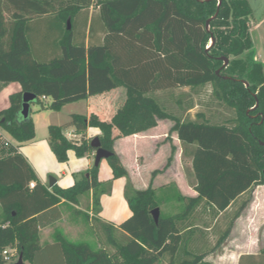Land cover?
Returning <instances> with one entry per match:
<instances>
[{"label": "trees", "instance_id": "16d2710c", "mask_svg": "<svg viewBox=\"0 0 264 264\" xmlns=\"http://www.w3.org/2000/svg\"><path fill=\"white\" fill-rule=\"evenodd\" d=\"M92 2L0 0V81L21 86L9 95V107L0 111V127L17 143L34 138L30 116L18 117L24 92L36 96L40 109L58 111L67 103L119 87L133 89L143 98L141 104L149 112L146 118L134 115L129 126L114 134L112 123L73 113L67 123L47 128L55 158L66 162L70 150L77 157L95 152L91 138L84 134L88 126H95L101 147L112 152L106 161L113 178L125 177L114 140L154 126L156 119H171L183 155L191 158L197 195L179 194L182 210L159 213L155 221L151 210L159 204L154 189L126 187L130 216L116 228H105L115 242L114 252L69 241L61 233L52 244L41 245L40 228L59 218L58 214L49 216L48 210L62 199L76 204L90 190L92 207L97 210L109 182L98 179L99 166L93 165L72 185L54 184L49 189L8 143V153L0 158V264H15L4 259L5 249L22 254V264L45 263L41 260L46 254L55 255L58 264L62 257L66 264H157L162 259L166 264H208L205 257L227 237L253 189L264 185V65L255 59L249 1L97 0L107 33L102 44L85 45L84 40L76 42L80 32L73 20ZM52 14L63 21L60 53L39 58L27 37L29 22ZM223 58L228 59L225 65ZM208 84L212 97L231 114H220L215 120L202 110L194 118L185 115L194 101L190 93L174 95V91L188 87L196 95ZM45 97L50 98L47 105L41 99ZM178 102L184 106L177 114L174 104ZM68 126L83 133L80 140L64 135ZM246 194L216 242L203 243L199 249L200 239L209 231L205 229L212 231L219 213H226ZM263 253L241 255L238 264L243 258H250L246 264H264Z\"/></svg>", "mask_w": 264, "mask_h": 264}, {"label": "crops", "instance_id": "0c3cea01", "mask_svg": "<svg viewBox=\"0 0 264 264\" xmlns=\"http://www.w3.org/2000/svg\"><path fill=\"white\" fill-rule=\"evenodd\" d=\"M96 1L97 0H93L89 7L81 9L74 17L73 25L77 32L81 33V35L79 33L76 42L84 40L85 45L103 43L107 29L100 18L99 5L96 4ZM261 21H259V23ZM41 24H47V27L53 32V36L51 43L48 44L47 47H35L37 56L39 58H49L58 55L60 53L58 40L61 29L63 28V21L55 14H52L43 15L29 22V26L31 27L32 25V30L34 27L36 28L37 25ZM258 24H254V28H256ZM250 31H252V26H250ZM257 40L258 42L260 41L259 35ZM39 48L41 50H39ZM254 53L255 59L264 65V51L261 45L258 44V46H256L255 43ZM120 88L121 87L117 89ZM20 89L21 86L18 82L4 83L0 81V111L9 107V95ZM117 89L63 105L61 109L56 112L67 107L75 106V108L69 111L65 122L59 125L67 123L73 113L86 115L87 119L94 118L96 121L103 123H112L111 114L116 112L115 110L118 106L116 99L112 95H114ZM180 91L190 93L189 95H191L194 105L185 112V115L188 114L190 117L194 118L195 114H193V109L198 106L194 98L195 93L190 92L188 87H183L181 89H176L174 95H180ZM41 99L44 105L50 102V98L48 97ZM187 100H190V97H187ZM34 104L36 103L33 102L30 104L29 112V116L34 124V138L24 143H17L2 127H0V158L8 153L9 147L4 146V143L8 142L16 152L24 157L43 185L51 189L48 181L50 177H53L58 187H68L73 184L76 178L81 176L84 172H87V170L93 166L94 154L90 152L82 157H77L74 152L70 150L68 151V160L66 162H58L48 144L47 128L51 123L42 116V114L54 110L34 109ZM78 104H82V108H76ZM183 106V102L175 103V112H181ZM35 113H39L41 119H39L42 125L40 137L37 133L36 121L32 116ZM205 115L208 116L207 113ZM127 122L128 120L125 121V123ZM173 123L171 119H156V124L154 126L126 136L117 137L113 144L114 150L119 155L120 161L127 171V176L125 177L134 184V188L144 189L150 186L154 189L156 197L159 192L162 193H159V200L157 199L160 213V204H162V202L172 201V204L182 203V201L177 198L179 194L186 197H195L197 195V192L193 188L195 178L191 168V158L183 155L182 143L176 132L171 130ZM112 126L115 127L117 125L113 123ZM63 133L67 138L72 140H80L83 136V133L76 131L73 126L66 127ZM99 133L98 127L88 126L84 134L85 138L89 140L90 138L92 139L98 136ZM113 133L115 134V132ZM168 159H170L169 163ZM101 168L104 170V177H100L99 175V169ZM97 176L100 181L109 182L107 191L100 195L97 210H94L92 207V190L88 193L81 194L76 204L62 199L56 205L55 209L48 210L47 212L49 216L51 213H53V215L58 214L59 218L40 228L41 245L52 244L55 235L61 233L62 236L69 241L85 242L93 249L104 248L108 253L114 252L115 242L111 234L105 228L106 226L116 228L118 224L127 219L131 214L124 195L125 177L113 178L112 170L106 159L100 161ZM30 185L32 186V183H30ZM168 197H171V199H167ZM223 213L225 212H220L217 217ZM216 218L211 223V226L215 223ZM205 230L209 231L203 239H200V241H202L199 242V249L203 248V243L207 245H209V243L212 244L213 233L209 228ZM113 235L118 236L119 233L114 232ZM252 245V243L244 245L243 247L245 250L243 251H230V254H238L237 260H235L236 263L241 255H258L260 253L251 250L250 247L254 246ZM193 246L196 245L194 244ZM246 247L250 249L246 250ZM213 251H210L208 255L212 254ZM224 254L227 253L225 252ZM60 264H66L63 257L60 259Z\"/></svg>", "mask_w": 264, "mask_h": 264}, {"label": "rangeland", "instance_id": "374dc122", "mask_svg": "<svg viewBox=\"0 0 264 264\" xmlns=\"http://www.w3.org/2000/svg\"><path fill=\"white\" fill-rule=\"evenodd\" d=\"M249 4L252 8V16L250 18V26H252L251 34L254 39V45H261L264 51V0H248ZM7 16V14H6ZM262 20V21H261ZM259 21H261L259 23ZM259 23V24H258ZM32 24V23H31ZM254 24H258L256 28H254ZM67 28V27H66ZM259 35L260 41L258 42L257 38ZM53 36V32L46 25H37L36 28L32 30L31 27L27 30V37L31 45V49L35 50V47L38 46L45 48L48 44L51 43V39ZM75 39H78L77 35ZM39 50H41L39 48ZM118 106L116 108V112L111 114V122L112 124H116L117 126L113 127V132L115 134H119L124 127L129 126L132 123V118L134 115L142 114L145 118L148 116V111L142 106L143 98L138 92L131 90L126 87H121L117 89L112 95ZM195 101L198 106L193 109V114L197 111H205L208 115L213 117V120L218 119L221 115L228 117L231 113L225 109L223 105H219V103L212 97L211 95V86L208 84L203 87L200 92H198L195 96ZM33 108H38L40 110L39 104H34ZM74 107H67L59 112L49 111L45 114H42L45 120H48L51 124H62L68 117L69 111H72ZM76 108H82V104L76 105ZM178 114V112H175ZM37 125V133L40 137L42 132V125L39 113H35L32 115ZM40 119V120H39ZM128 120L127 123L125 121ZM121 137V136H120ZM10 146V145H9ZM6 146V147H9ZM94 154V152H93ZM105 164V163H104ZM109 172V171H108ZM100 177H104V170L99 169ZM125 188L131 187L134 188V184L130 182L128 178H124ZM187 179V178H186ZM108 182V181H105ZM105 186V185H104ZM107 188V186H106ZM162 194L161 192H159ZM159 193L157 194L159 196ZM158 196L156 199H158ZM251 199L245 208L241 211L240 215L233 221L231 229L227 235V237L223 240V242L214 249L212 254L205 257V262L208 264H238L235 260H237L238 254H230L231 250L234 251H243L245 248L244 245L253 244V247H250L251 250L262 253L264 251V185L256 186L250 194ZM247 197V194L242 197L237 203L232 205V207L222 215L219 216L213 230H212V244L216 242V239L219 237L221 232H223L229 220L233 217V214L238 209L241 201ZM171 199V197L167 198ZM159 200V199H158ZM182 203L172 204L171 202H162L160 204V209L162 214H175L182 210ZM0 219H1V211H0ZM240 246V248H239ZM246 247L247 249H250ZM227 254H224V253ZM259 253V254H260ZM264 254V253H263ZM8 255L10 256V260L17 262L18 254L14 249L8 250ZM42 262L45 264H58V259L55 255L49 256L46 254L45 257L42 258ZM250 261V258H243L241 264H246ZM23 263V262H22ZM157 264H166L164 259H162Z\"/></svg>", "mask_w": 264, "mask_h": 264}, {"label": "water", "instance_id": "95a60500", "mask_svg": "<svg viewBox=\"0 0 264 264\" xmlns=\"http://www.w3.org/2000/svg\"><path fill=\"white\" fill-rule=\"evenodd\" d=\"M206 27L208 28V21L206 23ZM67 28H69V21H67ZM223 60H224L223 65L227 64L228 59L223 58ZM35 100H36V96L34 94L30 92H24L21 98V109L18 113V117L26 119L29 116L30 104L35 102ZM90 146L95 148L93 165L96 167L99 166V163L102 159H107L110 155H112L111 151L101 147L98 136H95L90 140ZM48 184L49 187H52L55 184V179L53 177H50ZM159 213L160 211L158 207H155L151 210V214L155 221H157ZM22 262H23L22 254H19L18 260L17 262H15V264H22Z\"/></svg>", "mask_w": 264, "mask_h": 264}, {"label": "built area", "instance_id": "2783aa9c", "mask_svg": "<svg viewBox=\"0 0 264 264\" xmlns=\"http://www.w3.org/2000/svg\"><path fill=\"white\" fill-rule=\"evenodd\" d=\"M4 145L7 146L8 142H5ZM8 250L9 249L3 250L2 254L4 255V259L9 261L10 260V256L8 255Z\"/></svg>", "mask_w": 264, "mask_h": 264}]
</instances>
